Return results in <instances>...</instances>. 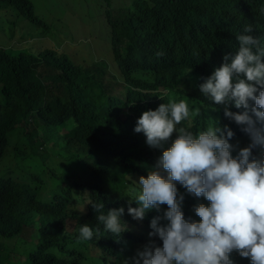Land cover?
<instances>
[{
    "label": "clouds",
    "instance_id": "clouds-1",
    "mask_svg": "<svg viewBox=\"0 0 264 264\" xmlns=\"http://www.w3.org/2000/svg\"><path fill=\"white\" fill-rule=\"evenodd\" d=\"M103 1L114 13L136 0ZM91 4L103 10L100 0ZM155 6L179 23L158 32L156 46L152 37L117 45L106 17L107 40L67 38L60 50L39 29L35 7L37 20L0 10L9 34L21 18L39 29L22 25L18 41L28 44L19 49L92 66L89 90L106 131L97 149V129L79 140L40 110L20 111L33 144L15 156L25 127L13 124L0 172L20 214L35 216L33 233L19 234L34 258L13 251L0 264H41L47 254L74 264H264V0ZM40 38L53 47L39 48Z\"/></svg>",
    "mask_w": 264,
    "mask_h": 264
},
{
    "label": "trees",
    "instance_id": "trees-1",
    "mask_svg": "<svg viewBox=\"0 0 264 264\" xmlns=\"http://www.w3.org/2000/svg\"><path fill=\"white\" fill-rule=\"evenodd\" d=\"M157 1L136 0L132 6L115 10L114 13L106 12V21L113 29V40L117 45L126 43L129 48L140 47V44L146 46L152 37V46H156L163 36L158 32L165 34V27L179 26L174 12L164 14L157 10ZM8 8L13 10L11 14L15 13L16 8L20 15L29 19L34 16L37 20L34 7L27 0H0V10ZM119 53L116 52L117 57ZM64 58L63 54L52 51L36 54L24 49L0 48V159L7 145L6 133L16 122H22L25 127V144L24 149L17 151L15 156L22 158L29 153L27 148L33 144L30 122L20 112L28 105L32 110L42 111L37 113L39 116H49L66 125V135L79 140L97 129V141H93V146L104 150L100 132L106 131L103 125L99 126L97 119L100 98L89 90L92 66L69 68L65 66ZM10 184V176L0 172V263L3 256L13 251L34 258L30 244L20 235L33 233L36 228L35 216L32 211L20 214V207L15 203L17 198L14 201L9 192ZM20 215L23 220L18 226ZM41 264L74 263L47 254L41 258Z\"/></svg>",
    "mask_w": 264,
    "mask_h": 264
},
{
    "label": "rangeland",
    "instance_id": "rangeland-1",
    "mask_svg": "<svg viewBox=\"0 0 264 264\" xmlns=\"http://www.w3.org/2000/svg\"><path fill=\"white\" fill-rule=\"evenodd\" d=\"M35 7V13L42 20L44 25H39V29L43 31V34L47 36L53 43L54 48H58L59 45L67 38L74 40H81V45H89L94 38L97 41L107 40L105 34V25L103 20L107 15L105 2L103 3L102 11L98 12V8H93L92 0H31ZM81 11L78 18L73 15ZM100 13V14H99ZM16 19V18H15ZM23 22H17L15 27L12 28L11 34L7 33L1 27L0 20V41L8 42L0 44L3 47H10L13 49L24 48L28 43H21L18 41L22 32L26 31L22 25H31L39 30L31 22L21 18ZM25 22V23H24ZM109 23V22H108ZM93 27H97L103 31L100 33L99 29L95 30L93 34ZM105 34V35H104ZM37 46L41 49L53 47L52 44H45L46 39L40 38V41L35 40ZM34 51L37 50L35 46L32 47ZM41 51V50H40ZM15 137V136H14Z\"/></svg>",
    "mask_w": 264,
    "mask_h": 264
}]
</instances>
